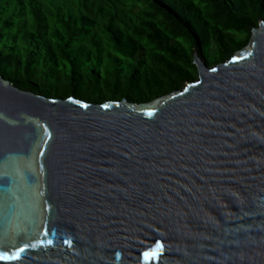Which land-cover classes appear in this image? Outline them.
<instances>
[{"label":"water","instance_id":"95a60500","mask_svg":"<svg viewBox=\"0 0 264 264\" xmlns=\"http://www.w3.org/2000/svg\"><path fill=\"white\" fill-rule=\"evenodd\" d=\"M194 63L141 105L0 78V264H264V22Z\"/></svg>","mask_w":264,"mask_h":264},{"label":"trees","instance_id":"16d2710c","mask_svg":"<svg viewBox=\"0 0 264 264\" xmlns=\"http://www.w3.org/2000/svg\"><path fill=\"white\" fill-rule=\"evenodd\" d=\"M264 0H0V78L48 99L149 104L248 46Z\"/></svg>","mask_w":264,"mask_h":264},{"label":"snow or ice","instance_id":"6c2138e0","mask_svg":"<svg viewBox=\"0 0 264 264\" xmlns=\"http://www.w3.org/2000/svg\"><path fill=\"white\" fill-rule=\"evenodd\" d=\"M105 107H108V105H105ZM153 113H152V111H149L148 113H147V115H149V116H151ZM160 245L159 244H157V246H156V250L155 251H153V253H151V256H153V257H155L156 255H158V250L160 249ZM147 255H149V254H146V256ZM17 258H19V257H17ZM0 259H6V257H3V256H0Z\"/></svg>","mask_w":264,"mask_h":264}]
</instances>
